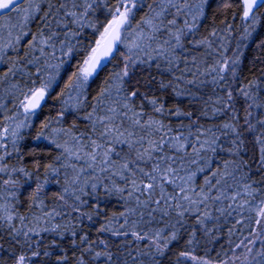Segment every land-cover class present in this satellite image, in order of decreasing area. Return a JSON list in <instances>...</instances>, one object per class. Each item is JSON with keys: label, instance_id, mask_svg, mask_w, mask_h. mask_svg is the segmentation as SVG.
<instances>
[{"label": "trees", "instance_id": "trees-1", "mask_svg": "<svg viewBox=\"0 0 264 264\" xmlns=\"http://www.w3.org/2000/svg\"><path fill=\"white\" fill-rule=\"evenodd\" d=\"M62 2L64 0H50L54 10ZM142 2L144 5L142 8L137 6L133 9L128 33H132L139 24L145 33L152 34L142 21L150 18L153 10L160 11L159 0H142ZM188 4L192 13H180L175 16V26L161 28L159 32H156L152 47L147 49V55L144 52L137 53V58L141 61L147 60V63L136 64L129 70V75L123 82L126 92L134 89L138 91L130 104L135 112L143 114L144 119L141 123L151 119L165 125L164 131L167 132L165 139L171 138L172 144L163 146V154L175 158L173 167L180 169L177 183L183 184L192 173H196L186 186L188 189L195 190H190L187 194L193 200H197V204L189 206L190 210L184 213L182 219L177 215L174 207L176 201L170 200L168 203L173 207L161 205L167 210L168 215L156 212L151 223L147 222V216L141 221L138 215H130L127 217L129 223L124 227L129 231H139L149 236H153L157 229H164L165 235H170L169 229H172L176 231L178 238L169 244L161 256L147 240L135 241L131 236L117 237L110 232L100 233L98 228L102 224H107L113 231H123L121 224L124 217H120V213L126 208L135 207V202L129 200L125 204L119 196L105 195L102 190L97 192L96 197L88 193V185L91 183L103 182L108 188L124 187L120 176L112 175V173L119 172L120 165L125 160L129 162L130 167L138 166L146 171L150 170L144 162L132 164L136 158V151L142 150L136 141L141 136L159 140L163 134L153 131L151 137H148L145 131L134 128L130 121H123V123L118 121L117 126L125 132V135L119 139H127L132 145L130 148L126 144L117 143L115 138L111 139V142L100 139L101 126L97 125L94 132L92 123L85 118L89 112H92V107L89 105L97 104L95 97L101 89L109 87V84H111L110 95L103 99L94 116H104L108 106L121 110L116 101L124 102V92L117 95L116 84L112 78L123 67L127 54L125 44L135 39L134 34L128 35L122 32L125 43H119L114 56L89 82L86 90L88 99L83 107L66 110L63 104L67 97L62 96L61 93L64 91L71 71L65 65L52 87L47 90V98L43 105L36 111H25V97L29 89H39L49 75H54V70L50 66L59 63L62 58L60 43L64 29L55 28L53 22L52 28L44 31L45 36L49 30L57 32V37L50 42L55 44V48L37 46V49L33 51L22 42L19 52L10 50L8 55L15 58L17 66L23 68L24 74L18 73L16 76H9L6 80H0V144L6 145V148H0V156L4 157L0 160V167L8 169L0 173V215H3L4 206H7L8 212L13 216L11 222L0 220V264H17V259L21 255L26 257L25 264H78L79 259H83L84 264H125V262L153 264V258L155 264H200L201 261H209L210 264H221L222 261H227L228 264H258V262L264 264V258L256 256L257 252H264V218H261V226L255 224L258 212L261 207H264V167L261 166L259 154L253 145V134L242 130L245 150L241 151L239 157L232 155L229 149H232L230 141L234 137L222 126L225 123L237 122L231 119V112L213 115L215 109L223 106V100L218 103L217 97L224 98L225 83L235 89L249 81H255L259 88L252 94L256 98V103L264 104V7L259 8L246 20L243 18V0H207L202 5L203 14L193 20L201 0H188ZM117 5L118 0H96L93 4L94 11H90L89 15L83 18L85 23H91L93 27H84L76 37L79 40L77 45L80 49L79 58H83L85 46L91 48L95 41L99 40L100 33L112 19L109 9H115ZM41 10H48L45 3H41ZM68 10L78 13L80 11L78 8L73 9L70 3ZM63 11L60 12L61 19H64ZM169 13L174 14L175 10L170 9ZM12 15L13 18L10 21L6 17L4 22L16 23L15 14ZM164 19L167 23L173 19V15L166 13ZM185 21L190 25L195 23L196 26L191 33L187 32ZM41 26V19L30 21L29 36L25 37V41H29ZM169 29L173 33L180 29L184 30L181 36L182 49H177L173 53L165 45L167 54L175 59L179 68L169 66L153 50L157 45L163 44L165 39H171ZM69 30L76 31V25L69 23ZM4 36L7 38L6 30ZM202 40L208 41V44H200ZM39 47H44L43 54L40 53ZM53 52L55 56L52 55ZM237 52L240 53L239 56L235 55ZM153 57L156 58L152 59ZM37 58L39 69L34 64L24 63L25 59ZM223 59L239 60L237 68L239 79L233 80L229 77L217 86L213 83V76L208 75L206 69H210L216 65L217 61ZM157 64L160 68L156 67ZM8 66L0 65V76ZM170 67L171 71H169ZM38 73L39 78H37ZM182 73L184 81L195 79L196 84L178 82L175 77L181 76ZM201 73L204 74L201 75ZM160 81L165 84L171 82L172 86L161 89ZM174 88L181 94L176 95ZM233 95L236 97L234 108L237 113H242L245 102L237 92L234 91ZM151 99H156L158 105H163L165 111L155 112L148 103ZM69 103L76 102L73 100ZM176 110L191 113V116L177 117L170 114ZM62 111H64L63 116H61ZM202 112H207V115H203ZM252 112V123L255 124L257 118L264 119L261 109H253ZM132 114L129 112V116ZM242 124L241 119L237 126ZM5 128L8 129L7 133H4ZM257 128L259 129V125ZM209 129L218 137L217 149L215 152L201 150L197 155L193 149H199L200 143L211 139V132L207 131ZM13 132L17 133L15 137L12 135ZM128 132H133L134 135L128 137ZM176 136H180L181 141H176ZM73 137H80V144H76ZM91 140H95L97 144H103L105 150L112 149L109 155L112 164L108 172L101 171L100 159L103 158V152L98 151L97 161L92 162L85 155L91 149L81 150V145H87ZM178 143L187 145L182 153L175 151L174 146ZM56 145H64L72 152L83 156L84 159L77 160ZM144 147L147 145L145 144ZM205 161L211 162L212 167L200 172L199 168L205 167ZM226 161L228 165L225 168ZM89 164L93 167L89 168ZM19 169H23L24 172H20ZM52 169L56 171L53 172ZM81 169H83L82 172ZM214 172L216 176H213ZM24 173L28 175L25 176ZM77 175L80 176L77 182L79 187L73 184V179ZM9 180L16 181V184L5 183ZM206 180H211V186L205 184ZM217 180L220 182L217 183ZM246 185H251L254 190L251 197L243 194ZM66 188L69 190L68 193L64 191ZM80 188L84 191L81 192ZM200 189L204 191L201 192ZM165 192L175 195L173 187L168 185H165ZM237 192L241 195L237 197L236 203L244 202L242 208L236 207L230 199ZM205 193L209 199L205 204H199L198 197ZM60 196L64 199L61 200ZM75 196H80L85 203L78 205ZM124 196L127 198V193ZM217 196L220 197L219 200L216 199ZM155 198L158 199L159 196L156 195ZM94 201L101 204L99 216L94 211L96 207ZM74 206L80 207L79 214L72 211ZM205 212L209 213L211 218L205 219L203 224H198L197 220L203 219ZM49 213L52 214L49 215ZM83 213L91 215L93 219L91 221L85 219ZM114 215L119 217L118 222L110 219ZM20 217L24 218L23 221L19 219ZM178 220L181 222L177 223ZM9 223L12 228L9 227ZM13 229H19L21 233L28 232V236L25 237L23 234L15 236ZM73 232L76 233L75 236L72 235ZM85 233L95 251L107 250L112 253L111 262L103 259L94 262L90 254L83 252L86 245L80 244L79 241L81 235ZM100 240L106 242V249L99 243ZM250 240H256L255 246L249 244ZM245 245L253 248L247 261H245L247 253ZM181 252L188 253V257L178 259ZM34 253H39V256H34ZM62 256L66 258L63 261ZM132 257H136L135 262ZM192 257L195 259H191Z\"/></svg>", "mask_w": 264, "mask_h": 264}, {"label": "snow or ice", "instance_id": "snow-or-ice-1", "mask_svg": "<svg viewBox=\"0 0 264 264\" xmlns=\"http://www.w3.org/2000/svg\"><path fill=\"white\" fill-rule=\"evenodd\" d=\"M207 0H201V5L198 6L195 10V14L193 15V20L197 18V16L203 14L202 5L206 3ZM41 3H45L48 8L47 11L41 10ZM71 4L73 9H80L79 13L77 11H69L68 5ZM96 3V0H64V2L60 3L58 8L53 9L50 4V0H0V65L8 66L7 70L3 72V75L0 76V80H6L9 76H16L18 73L24 74L23 68L17 66V62L15 58L10 57L8 52L11 50L13 52L20 51V45L22 42L27 44L29 50H36L37 46H48L50 48H55V44L50 43L55 37H57V32L53 30H49L47 36H45V29H51L53 22L55 24V28L64 29L62 42L60 43V53L61 59L59 63L55 65H51L50 67L54 70V75H49L48 78L41 84L39 89L33 90L29 89V93L26 94L27 103L24 104V109L26 112H31L39 105V101L44 98L47 94V90L50 89L53 83L56 81L57 77L60 75L61 69L67 65L71 70L70 75L68 76L67 83L64 86V91L61 93L62 96H66L67 99L63 101V104L66 107V110H70L72 108L83 107L84 102L88 99L86 96V90L89 85V82L93 80L98 74L100 69L103 67L102 60L112 56L114 49L118 43L124 44V39L122 38V32L124 34L132 35L134 34L135 39L132 40L131 43L125 44L127 49L126 58L123 61V67L119 72H116L112 78V80L116 84V93L119 95L124 92L123 103L119 100L116 103L120 106V111L117 110L116 107L108 106L107 112L102 117H95L94 113H96L97 108L103 99L107 98L110 95L109 87L103 88L100 90L98 95L95 97L97 104L95 106L89 105L92 107V112H89L85 117L92 123L93 131L95 132L96 126H101V131L99 132V138L111 142V139L115 138L117 143H123L128 145L130 148L132 145L129 143L127 139L120 140L119 137H123L125 132L121 130L120 127L117 126V122L123 123V121H130L131 125L134 128H139L141 131H145L148 137H151L153 131L163 133L160 136L159 140H153L147 138L145 136H141L139 140L136 141L137 144L140 145L142 150L136 151V158L132 161L133 165H137V162H144L150 168V170H145L141 167H130L129 162L125 160L120 165V171L112 173V175H119L120 179L124 182V187L115 186L113 188H108L104 185L103 182L100 183H91L88 185V193L92 197H96L97 192L102 190L105 195H117L122 200H124L125 204L128 203L129 200L135 202V207L126 208L124 212L120 213V217H124L123 224H121V228L123 231L116 230L113 231L111 228L107 226V224H102L98 228V232L105 233L110 232L111 235L117 237H128L131 236L135 241H144L147 240L150 243V246L156 250L158 255H163L164 250L168 248L169 244L175 241L177 237L176 231L169 229L170 235H165L164 229H157L153 236H149L146 233H141L139 231H129L124 226L129 223L127 217L130 215H138L141 218V221L144 220V217L147 216V222L151 223L154 219V213L161 212L163 215H168V212L165 208L161 207V205H167V207L171 208L173 205L169 204L170 200L176 201L174 205L177 210V215L182 219L184 213L190 210L191 205L197 204V200H193L187 193L188 191H195L194 189H188L187 184L192 181L193 177L196 173H192L188 179L183 184L177 183V178L179 176L180 169L174 168L173 164L175 163V158L170 156H165L164 153V145L172 144V139H165L167 136V132L164 131L165 125L160 121L147 119L144 123H141L142 119H144L143 114L139 112H135L131 107L130 102L135 98L138 94L137 90H132L131 92H126L123 88V82L126 77L129 75V70L133 68L138 63H147V60L141 61L137 58L138 52H144L147 55V49L152 47V42L155 40V33L159 32L161 28H168L169 26L176 25L175 16H178L182 12H187L189 14L192 13V9L188 4V0H159L158 7L160 8L159 12L153 10V15L150 18H146L142 21V24L146 25L152 34H147L141 28V25H137L136 29L132 30V33H128L127 29L131 25V20L133 18V9H136L137 6L141 8L144 6L142 0H118V5L115 9H109V12L112 14L111 21L104 27L103 32L100 33V39L95 41V44L91 48H87L85 46V51L83 54V58H79L80 49L77 47L79 44V40L76 39L78 33L84 27H93L91 23H85L83 18H86L90 11H94L93 4ZM26 5V6H25ZM264 7V0H243V18L248 19L253 15V10H259V8ZM170 9H174L175 13H169ZM63 11L64 19L60 18V12ZM55 11V14H53ZM172 14L173 19L167 21L165 23V14ZM15 14L16 23L10 24L5 23V18L10 21ZM41 19L42 26L40 30L30 37L29 41H25V37L29 36V23L32 20ZM159 21V23H157ZM69 23L76 25V31L69 30ZM195 23L188 24L185 21V28L187 32L191 33L195 28ZM5 30L7 31V38L4 36ZM184 33L183 29L178 30L173 33L169 29V34L171 39H165L163 44L157 45L154 51L157 52L158 57L163 58L166 63L175 68H179V65L176 63L175 59L167 54V49H171L174 53L177 49H182L183 44L181 43V36ZM215 35V33H213ZM200 44H208V41L202 40L199 42ZM143 45V46H142ZM167 46V49L165 48ZM39 51L41 54L44 53V47H39ZM239 52L235 55L239 56ZM55 56V52L52 53ZM76 58V59H74ZM153 57L152 59H155ZM25 64H34L39 69V59H25ZM157 68H160V65H156ZM171 67L169 71H171ZM239 67V60L232 59L229 61L228 59H223L221 61H217L216 65L211 67L210 69H206L208 75L213 76V83L217 86H220L221 82L226 81L229 77L233 80L239 79L237 68ZM187 71H191V69H186ZM204 73H201L203 75ZM195 76V73H193ZM39 78V73L37 75ZM178 82H186L188 84H196V80H187L184 81L183 73L179 77H175ZM108 83V82H106ZM171 82L165 84L163 81H160L159 87L161 89L170 87ZM259 88V85L255 81H249L247 84H242L238 88H231L226 83L223 85L224 98L217 97V102L219 103L223 100V106L221 108L215 109L213 111V115H223L227 112H231V119L235 122H239L241 119L243 120V124L239 127L237 123H225L222 127L223 129L230 132L234 139L230 141L232 145V149H229L230 154L239 157L241 151H244V137L243 131H247L250 134H253V145L256 148V151L259 154V160L261 166L264 167V119L257 118L256 123H252L253 109H261L262 114H264V104L256 103V98L252 94L253 91H256ZM176 95H180L181 93L176 91ZM237 92L239 97L244 100L245 106L243 108L242 113H237L234 105L236 103V97L233 95V92ZM147 99V97H144ZM75 100V104H70V101ZM148 103L152 106L153 110L157 113H163L165 111L163 105H158V101L156 99H151ZM129 112L133 114L129 116ZM172 115H176L177 117L182 115L191 116V113H182L179 110H176L172 113ZM203 115H207V112H202ZM64 115V111L61 112V116ZM259 125V129L257 128ZM47 126V125H45ZM8 129H4V133H7ZM211 132V139H206L202 143H200L199 149H193L197 155H199L201 150L204 151H212L215 152L217 149V140L215 132L211 129L207 130ZM203 134V133H202ZM12 135L15 137L17 135L16 132H13ZM128 137L134 135L133 132L127 133ZM39 138V137H38ZM80 137H73V140L76 144H80ZM180 136H176V141H181ZM147 147H144V145ZM58 148H62L65 152H69L73 155L77 160L84 159L83 156L79 155L77 152H72L70 149L65 147L64 145H56ZM186 144L178 143L174 146L175 151L183 152L186 148ZM0 148H6V145L0 144ZM84 148H90L91 151L85 153L88 156L89 160L92 162H96L98 159V151L103 152V158L100 159V164L102 165L101 171L108 172L110 170V165L112 164L109 155L112 151L111 148H107L105 150L103 144H97L95 140H91L87 145H81V150ZM223 150V149H222ZM10 154V153H9ZM4 157L0 156V160H3ZM193 163H197V161H193ZM241 163H243L241 161ZM228 162L226 161L224 167L226 168ZM89 168H92L93 165L89 164ZM212 167L211 162L205 161V167L199 168L200 172H204L206 168L210 169ZM51 168V165H49ZM8 169L6 167H0V173L6 172ZM20 172H24L23 169H19ZM53 172L56 169H52ZM83 169H81V172ZM139 173V175H137ZM27 176V173H24ZM213 176H216V173H213ZM80 176L77 175L73 179V184L79 187L78 181ZM183 179V177H180ZM220 181L217 180V183ZM5 183H10L12 185L16 184V181L9 180ZM206 185L211 186V180L205 181ZM165 185L173 187L175 195L168 194L165 192ZM39 190V189H38ZM81 192L84 191L83 188L79 189ZM66 193L69 190L64 189ZM203 192V189H200ZM253 189L251 185H246L243 189V194L251 197L253 195ZM127 193V198H125L124 194ZM73 194V193H69ZM74 195V194H73ZM158 195L159 198H155ZM241 193L237 192L230 199L236 207L242 208L244 207V202L239 204L236 203L237 197L240 196ZM61 200L64 199L63 196L59 197ZM209 199L208 195L205 193L203 196L198 197L199 204H205ZM217 200L220 199L219 196L216 197ZM75 200L77 204H83L85 201L80 199V196H75ZM96 207L94 209L97 216L101 214V204L97 201ZM186 202V204L184 203ZM155 205V207H153ZM232 205H230L231 207ZM3 215H0V220H6L11 222L13 220V216L8 212L7 206H4L2 209ZM72 211L76 213H80V207L74 206ZM52 213H49L51 215ZM83 217L89 221L93 219V217L87 213L82 214ZM258 218L255 220V224L257 226H261V218H264V207H261L258 212ZM210 214L205 212L203 215V219H198V224H203L205 219H210ZM23 221V217L19 218ZM111 220L119 221V217L113 216L110 218ZM181 221L178 220L177 223ZM135 223V221H133ZM9 227L12 228L11 223H9ZM174 227V226H173ZM14 235L19 236L23 234L25 237L28 236V232H23L19 229H13ZM73 236L76 235L75 232L72 233ZM194 235V234H193ZM88 235L82 234L81 239L79 241L80 244H85L86 247L83 249V252L91 255L92 260L100 261L103 259L106 262H111L113 259V255L110 251H102L97 252L93 249L92 243L88 242ZM191 242V241H189ZM99 243L107 248L106 242L104 240H100ZM243 243V241L241 242ZM249 244L255 246L256 240H250ZM75 246V243H74ZM240 247V245H237ZM247 253L245 255V261H247L248 255L252 254L253 248L248 247ZM47 255V253H45ZM34 256H39V253H34ZM131 255V253H129ZM139 255V253L137 254ZM150 255V254H149ZM188 253L181 252L179 253L178 259L181 257L187 258ZM256 256L264 258V252H257ZM255 259V257H253ZM26 257L21 255L17 259V264H25ZM65 257H61V260H65ZM133 261H136V257H132ZM191 259H195L192 257ZM239 259V257H236ZM78 264H84L83 259L78 260ZM127 264V262H125ZM153 264L154 258H153ZM200 264H210L209 261H201ZM221 264H228L227 261H222ZM258 264H262V262H258Z\"/></svg>", "mask_w": 264, "mask_h": 264}, {"label": "water", "instance_id": "water-1", "mask_svg": "<svg viewBox=\"0 0 264 264\" xmlns=\"http://www.w3.org/2000/svg\"><path fill=\"white\" fill-rule=\"evenodd\" d=\"M255 12H256V9L253 10V14H254ZM250 17H251V16H250ZM118 46H119V43L116 45V48L114 49L112 56H110V57H108V58L102 60L103 67L108 63V61H109V60L114 56V54L117 52V50H118ZM103 67H102V68H103ZM102 68H101V69H102ZM101 69H100V70H101ZM46 98H47V94L44 96V98H43L42 100L39 101V105H38L37 107H35V109H34L33 111L38 110V109L43 105V103L45 102Z\"/></svg>", "mask_w": 264, "mask_h": 264}, {"label": "rangeland", "instance_id": "rangeland-1", "mask_svg": "<svg viewBox=\"0 0 264 264\" xmlns=\"http://www.w3.org/2000/svg\"><path fill=\"white\" fill-rule=\"evenodd\" d=\"M100 39V38H99ZM26 103H27V100H26Z\"/></svg>", "mask_w": 264, "mask_h": 264}, {"label": "bare ground", "instance_id": "bare-ground-1", "mask_svg": "<svg viewBox=\"0 0 264 264\" xmlns=\"http://www.w3.org/2000/svg\"><path fill=\"white\" fill-rule=\"evenodd\" d=\"M257 11V10H256Z\"/></svg>", "mask_w": 264, "mask_h": 264}]
</instances>
